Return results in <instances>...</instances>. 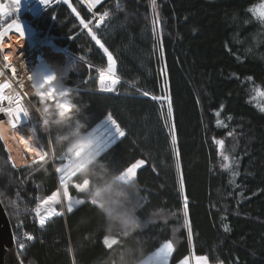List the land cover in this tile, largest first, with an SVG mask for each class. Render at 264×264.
Instances as JSON below:
<instances>
[{
    "label": "trees",
    "instance_id": "1",
    "mask_svg": "<svg viewBox=\"0 0 264 264\" xmlns=\"http://www.w3.org/2000/svg\"><path fill=\"white\" fill-rule=\"evenodd\" d=\"M68 3L46 5L38 16L24 13L20 19L38 32L54 35L60 46L84 61L107 68V56L80 24V19L92 21L93 13L81 0ZM261 4L262 0H157L161 48L153 35L150 0H103L93 10L97 14L107 10L109 17L101 29L89 27L115 59L118 91H98L97 71L75 57H70V71L62 79V85L79 95V102L87 103L89 130L108 113L125 130L126 135L102 158L119 170L144 161L133 178L142 192L137 198L139 215L144 218L158 207L171 218L166 226L149 229L143 236L154 250L172 244L170 264L191 255L206 256L211 264H264V112L260 111L264 97L259 95L264 91V58L262 46L252 43L249 49L247 43L256 32L259 15L249 9ZM19 9L27 12L21 4ZM9 10L19 17L12 0H7ZM12 18L5 15L1 23L6 27ZM165 65L166 75L161 76ZM165 79L178 161L160 103L141 94L162 95ZM33 119L39 140L49 151L46 162L38 158L18 168L0 139V199L16 238L21 231L35 235L20 256L25 264H101L117 241L103 243L96 206L73 186L82 184L78 175L68 188L71 196L83 201L80 206L71 213L63 208L64 214L51 217L40 231L30 222L37 204L57 191L55 169L61 164L56 148L52 156L53 137L39 131L35 113ZM217 119L226 127L218 126ZM218 138L225 141L223 149L214 143ZM221 153L229 160L224 161ZM177 163L187 196V218Z\"/></svg>",
    "mask_w": 264,
    "mask_h": 264
},
{
    "label": "clouds",
    "instance_id": "2",
    "mask_svg": "<svg viewBox=\"0 0 264 264\" xmlns=\"http://www.w3.org/2000/svg\"><path fill=\"white\" fill-rule=\"evenodd\" d=\"M75 67L78 71V65ZM27 79L29 94L37 98L31 107L38 114L39 131L53 137L59 156L71 158L77 151L82 152L72 169L82 183L88 182L86 197L96 202L103 239L117 241L101 264H158L160 248L152 249L143 233L166 226L170 214L156 207L141 218L142 208L137 204V198L142 196L140 185L133 178L121 179L122 170L102 156L89 155L95 149V141L87 137L88 105L79 102V95L71 87L62 85L55 74L38 76L28 70Z\"/></svg>",
    "mask_w": 264,
    "mask_h": 264
},
{
    "label": "snow or ice",
    "instance_id": "3",
    "mask_svg": "<svg viewBox=\"0 0 264 264\" xmlns=\"http://www.w3.org/2000/svg\"><path fill=\"white\" fill-rule=\"evenodd\" d=\"M39 2L42 5H48L50 3V0H39ZM63 3H68V0H61ZM100 3V0H89L88 4V9L89 11L92 10V8ZM12 4L14 5V10L15 13L18 12L19 10V5H20V0H12ZM150 4L153 8V20H152V30H153V35L158 38V42L162 48V39H160V30H159V24H160V19H159V12L156 10L157 9V0H150ZM68 6L72 8V5L68 3ZM4 6L0 5V17H3L5 15L7 16H12L13 18L11 19L10 23H7L6 27L3 23H0V40L4 37L6 32L14 31L20 38H24V31L21 23L19 22L18 16L14 15L12 10H9L7 13L4 12ZM259 15L257 16V19L261 21V23H264V4L259 5ZM72 11L75 13L76 9L72 8ZM250 12H252L254 15L257 13L256 8H250ZM110 13L109 11L105 10L99 17V21L95 24L96 28H99L101 23L105 20V18L109 17ZM77 16L79 18V14L77 13ZM95 17V14H94ZM91 21L88 23H85L84 19H80V24L83 25L85 29L88 30L87 34L91 37L93 41H95V44L103 51V53L107 56V68L106 69H101L100 70V78L98 81V91L104 92V93H112V92H117V85L120 83V77L116 73V62L113 57V55L109 52L108 48L105 47V45L101 42V40L98 38L97 34L95 31H93L92 27H89V24ZM3 44L0 43V49H2ZM9 55L11 53L4 55L3 60L5 63L3 64V68H0V76H4L5 72L4 69H8L12 73V79L18 80L19 78L16 76V69L15 67L11 66L8 63ZM81 60H83V57H80ZM166 70L167 66L165 65L163 68L160 70V75L165 76L166 75ZM105 72L109 74L110 77V83L106 82L105 80ZM29 79H31V76H29ZM251 80V77L248 78ZM12 85L9 82H5L0 84V113H5L8 117V124L10 125L12 129V135L14 139H18L20 143H23L27 145L29 141H34L32 139V136L36 135L35 131H31L32 135L28 136V138L25 140L24 137L19 135L16 131L18 125L21 122V117L28 118L30 114L29 110V105L25 103V96L22 95V90L24 88V85L22 82L19 83V89L20 91H17L16 89H13L12 94L5 95L4 90L11 88ZM167 80L165 79L163 85H162V95H156L153 93H150L149 91H142L141 94L145 97H149L153 101L159 102L162 106L166 105L167 112L165 115V119L168 122L166 126L169 127V134L171 137V146L173 153L177 159L179 160V149L177 148V139L175 136V124L171 122L172 118V113H173V106L171 103V97L167 93ZM259 95L264 97V91H260ZM7 101V108L3 107V102ZM222 111V108L221 110ZM220 111H217L215 115L217 118L220 116ZM260 111L264 112V107L260 108ZM103 124L108 125V128H103ZM102 125H96L95 127H91L90 130L87 132V137L91 138L95 141V149L93 152L89 153V155H96V156H102L103 154L106 153L108 149L117 141V138H123L126 135L125 130L121 127V125L117 122L116 119H114L113 115L111 113H108L103 121ZM217 125L218 126H225L226 125L223 123V121L217 119ZM3 126L0 125V128ZM103 128V130H101ZM232 133H229L231 135ZM4 136L0 135V139H3ZM50 143L53 144L52 147V156L55 157V146L54 142L50 141ZM214 143L218 145L221 149L224 148L225 141L222 139H216L214 140ZM29 151L32 152H37L36 148H30ZM37 155L40 157L41 161H45L46 157H49V151H44L41 149L39 152H37ZM82 155L81 151H77L73 157L69 158L67 156H59L58 159L61 161V165L56 167L55 171L58 174L59 177V183L61 187L63 188V195L64 197L68 200L66 210L67 212L71 213L73 211V202L71 201L69 197V192H68V182L71 180L72 177L77 176V173L75 170L72 169L73 162L78 159ZM222 159L224 161L229 160L228 155H224L221 153ZM36 161H33L35 163ZM144 163L143 160L138 161L136 163L131 164L129 167L126 169L122 170L121 172V179H131L134 178L136 175V169ZM43 166V165H41ZM227 168V165H225ZM177 183L180 189V195L183 198V207H184V214L185 217L187 218V213H188V202H187V196L184 194V189H183V175L182 172H180V166L179 163H177ZM232 175H238L235 171L232 172ZM231 182V181H230ZM79 192H86L88 182L84 181L82 184L76 183L73 185ZM58 193H53L51 196L47 197L44 199L41 203H38L36 208H35V214L36 217H38V222L40 228H44L45 224L51 219L53 216H61L64 214L63 210V205L61 210L57 211L53 207H51L52 204H61V200L57 198ZM92 205H95V201H90ZM13 208H16V202L11 201L10 202ZM76 204H81L83 203L82 200H77L75 201ZM44 205H49V207L45 208ZM43 209V214L41 210ZM27 211V209L25 210ZM226 219V217H225ZM186 224H187V219H186ZM22 227V222L19 225ZM190 227H189V233H190ZM225 231H228L227 226H225ZM26 240L27 241H32L34 239V236L29 233H24ZM103 243L107 245V238L104 239ZM25 245L21 244L20 247L23 248ZM172 244L170 242L164 243L160 249L158 250V255L160 257L158 264H168V258L172 252ZM199 259L201 260H206V257H200ZM21 264L23 262L21 261Z\"/></svg>",
    "mask_w": 264,
    "mask_h": 264
},
{
    "label": "built area",
    "instance_id": "4",
    "mask_svg": "<svg viewBox=\"0 0 264 264\" xmlns=\"http://www.w3.org/2000/svg\"><path fill=\"white\" fill-rule=\"evenodd\" d=\"M0 5L4 6L3 10L5 12V3L3 0H0ZM100 15L99 14L95 15L94 25L99 21ZM1 18L2 17H0V20H1ZM104 21L101 23L100 27L97 29H100L104 25ZM60 52H64L70 56L76 57V55L73 54L72 52L68 51L66 47H62V46L57 45L56 44V38L54 35H51L49 33L37 32L35 34L34 43L30 48L25 49L23 51H20L13 58L8 59V63L11 66L15 67L16 76L19 79L18 80L12 79V73L8 69H4L5 75L0 76V84L5 83L7 81V82L11 83V85H12L11 88L4 90V94L5 95L12 94L13 89L20 91L19 83L22 82L24 85V88H23L21 94L25 96V103L28 104L29 106H31L33 104L32 99L35 96H31L29 94L30 83L27 79L28 70L30 73H35L38 76H40V75L46 76L49 74H55L58 77V80L60 81V83L62 84L63 75H60V72L57 68V63H56V54L60 53ZM4 63H5V61L3 60V58L0 57V68H3ZM91 67L94 68L99 73V76H100V70L106 69V68L98 67V66L93 65V64H91ZM105 80H106V82L110 83L109 74H107L106 72H105ZM2 106L7 108V106H8L7 101H4ZM0 115L4 116L3 120L1 121L3 123L4 129L7 131V133L12 134V129H11L10 125L7 123L9 120V117L5 113H0ZM23 118L24 117L22 116L21 122L18 125L16 131L21 127H25V125H24L25 123L24 122L22 123ZM26 126H30L31 130H33V131L35 130V132H36V124L35 123L29 122L28 125H26ZM36 136H37V134H36ZM40 147H41V145H40ZM30 222L33 226H35V228L38 231H40L42 229L39 226L38 217H36V214L34 217H32ZM24 233L32 234L30 232L21 231L20 234L18 235L19 245H21V244L25 245L23 248L20 247L22 250H25L27 245L30 242H33L35 240V235L32 234L34 236V239L32 241H27Z\"/></svg>",
    "mask_w": 264,
    "mask_h": 264
},
{
    "label": "rangeland",
    "instance_id": "5",
    "mask_svg": "<svg viewBox=\"0 0 264 264\" xmlns=\"http://www.w3.org/2000/svg\"><path fill=\"white\" fill-rule=\"evenodd\" d=\"M85 4H87V6H88V4H89V0H82ZM103 0H100V3L102 2ZM20 4L26 9V7H25V4H24V2H23V0H20ZM99 4V3H98ZM262 4H264V0H262ZM40 5H42L41 3H40ZM97 5V4H96ZM95 5V6H96ZM43 6H46V5H43ZM20 10V9H19ZM26 11H27V13H29L30 15H32L33 14V16L35 15L33 12H31V11H28L27 9H26ZM259 11H260V9L258 8L257 9V13L259 14ZM20 14H22V11L20 10V13L18 14V15H20ZM20 18V16L18 17V19ZM20 20V19H19ZM20 23H22V24H24V23H26V22H23V21H19ZM251 35V37H249L248 39H247V43H248V48L250 49L251 47H252V43L254 44V45H257L258 47H261L262 46V48H263V50H262V54H261V56L264 58V23H261V21L258 19V25L256 26V32H254V33H251L250 34ZM30 36V35H29ZM1 43V42H0ZM1 51H2V49H0ZM2 53H3V51H2ZM4 54V53H3ZM71 58H70V56L69 55H67L66 53H64V52H61V53H57L56 54V63H57V68H58V70H59V72H60V75H63V77L64 76H67V74L69 73V71H70V67H71V60H70ZM87 67H89L90 69H92L89 65H87ZM160 107H161V109H162V111H161V114H162V116H163V121H164V124H165V128H166V130H167V133L169 134V127L168 126H166V124L168 123L167 121H166V119H165V115H166V112H167V108H166V105H161L160 104ZM30 110V114L32 113V110L31 109H29ZM104 121V120H103ZM103 121L100 123V124H98V125H102L103 124ZM109 126L108 125H106V124H103V128H108ZM103 128L101 129V130H103ZM169 136H170V134H169ZM118 139H120L119 137L117 138V140ZM219 139V138H218ZM15 141H17V140H15ZM61 165V164H60ZM59 165V166H60ZM141 166H143V164L142 165H140L139 167H141ZM55 174H56V177H57V183H58V189H57V191L55 192H53V193H58V196H57V198L59 199V200H61V206L63 205V208H66V206H67V203H68V200L64 197V195H63V188L61 187V185H60V183H59V177H58V174L56 173V171H55ZM73 178V177H72ZM68 192H69V188H68ZM53 193H51V195L53 194ZM50 195V196H51ZM69 197H70V199H71V201L73 202V210H75L78 206H80L81 204H76L75 203V201H77V200H79L78 198H76V197H73V196H71L70 194H69ZM58 204H52L51 205V207H55V206H57ZM44 207L45 208H47V207H49V205H44ZM42 212H43V210H42ZM172 252H173V249H172ZM172 252H171V254H172ZM171 254H170V256H171ZM170 256H169V258H170ZM198 257V258H197ZM200 257H206V256H197V255H191V256H189L188 258H186V259H184L181 263H179V264H211L210 262H209V260L207 259V257H206V260H201V259H199ZM169 258H168V260H169Z\"/></svg>",
    "mask_w": 264,
    "mask_h": 264
},
{
    "label": "bare ground",
    "instance_id": "6",
    "mask_svg": "<svg viewBox=\"0 0 264 264\" xmlns=\"http://www.w3.org/2000/svg\"><path fill=\"white\" fill-rule=\"evenodd\" d=\"M25 7L28 11L33 12L35 15L40 14L46 6L40 5V2L37 4H31L27 0H23ZM23 27V26H22ZM24 31V29H23ZM0 42L3 44L2 51L3 55L11 53L9 59L13 58L20 51L30 48L34 43V37L30 38L28 32H24V38H20L14 31L6 32ZM19 135L24 137L26 140L28 136L32 135L31 129L29 126L22 127L17 132ZM10 142H13L10 140ZM11 145V149L16 159H18L20 164H27L32 161L34 158L38 157L37 152H39L36 141H29L27 145L23 143H16ZM36 148L37 152L29 151L30 148Z\"/></svg>",
    "mask_w": 264,
    "mask_h": 264
},
{
    "label": "water",
    "instance_id": "7",
    "mask_svg": "<svg viewBox=\"0 0 264 264\" xmlns=\"http://www.w3.org/2000/svg\"><path fill=\"white\" fill-rule=\"evenodd\" d=\"M4 116L0 115V125ZM23 121H25L23 119ZM0 134L6 139L9 135L6 134L4 126L0 128ZM23 262L16 241L14 228L8 216V213L0 199V264H21ZM23 264H25L23 262Z\"/></svg>",
    "mask_w": 264,
    "mask_h": 264
},
{
    "label": "crops",
    "instance_id": "8",
    "mask_svg": "<svg viewBox=\"0 0 264 264\" xmlns=\"http://www.w3.org/2000/svg\"><path fill=\"white\" fill-rule=\"evenodd\" d=\"M49 5H50V4H49ZM97 5H98V4H97ZM97 5H96V6H97ZM50 6H51V5H50ZM96 6H94V7H96ZM21 25L23 26L24 32H28L29 35H30V38H33V35H34V32H35L34 27H32L29 23H24V24L21 23ZM138 168H139V167H138ZM138 168L136 169V172H137ZM197 258H198V257H197ZM168 264H170V263H169V260H168Z\"/></svg>",
    "mask_w": 264,
    "mask_h": 264
}]
</instances>
